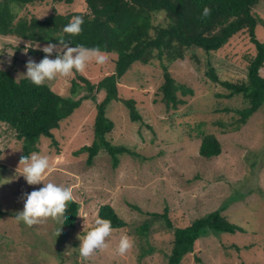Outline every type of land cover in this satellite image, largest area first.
Here are the masks:
<instances>
[{
	"label": "rangeland",
	"instance_id": "obj_1",
	"mask_svg": "<svg viewBox=\"0 0 264 264\" xmlns=\"http://www.w3.org/2000/svg\"><path fill=\"white\" fill-rule=\"evenodd\" d=\"M86 10L85 1L66 5L50 0L25 7L20 16L45 18ZM255 11L264 18V0ZM257 34L264 41V26L259 25ZM27 44L36 43L0 35V69L10 71L17 80L26 78L30 59L37 63L43 59L30 49L26 53ZM108 54L104 64L93 60L83 72L73 70L69 76L58 75L45 82L62 95L83 100L82 106L53 131L56 142L42 137L38 144L40 152L51 158V171L45 180L70 185V201L80 203L75 229L52 217L31 228L15 219L23 211L24 194L38 186L28 185L17 171L22 142L15 130L0 122V207L5 211L0 220V264H168L175 228L220 210L245 231L201 237L181 264H264V105L243 128L223 132L215 123L231 120L232 114L220 110L243 108L247 103L240 96H216L226 95L228 90L207 76L214 67L222 81H246L249 60L256 54L248 32L237 34L219 51H192L172 64L170 71L176 81L195 90L175 111H168L162 102V68L140 62L132 66L119 80V100L108 107L107 115L115 123L108 138L138 156L121 155L117 168L106 152H100L92 165H88L87 153L76 154L94 139L97 105L104 93H90L78 79L80 85L73 94V81L79 74L98 83L113 73L117 55ZM261 75L264 77V68ZM133 98L142 117L139 121L132 120L125 103ZM204 133L216 135L221 142L219 156L205 158L200 154ZM104 205H111L127 225L113 229L107 249L84 260L77 237L95 227ZM166 209L173 228L154 215L164 214ZM146 221L151 225L142 233ZM123 235L134 240V247L119 256L116 249Z\"/></svg>",
	"mask_w": 264,
	"mask_h": 264
},
{
	"label": "trees",
	"instance_id": "obj_2",
	"mask_svg": "<svg viewBox=\"0 0 264 264\" xmlns=\"http://www.w3.org/2000/svg\"><path fill=\"white\" fill-rule=\"evenodd\" d=\"M50 0H0V35L14 36L21 40L38 44H59L63 37L71 46L80 43L99 44L107 53L117 55L115 70L93 83L83 75L73 81L72 92L76 93L82 81L90 93L103 92L104 99L97 105L94 124V139L91 145L82 147L76 154H88V165L94 163L100 152L108 153L117 168L120 156L138 153L125 145L113 143L110 133L115 123L108 117V107L119 100V80L132 66L140 62L145 65L158 64L163 70L164 81L160 86L162 102L168 111L177 110L188 101L186 96L194 95L195 90L173 77L170 67L178 60L185 59L189 52L202 50L206 53L219 51L237 34L248 32L255 45L256 54L250 58L247 79L241 83L222 81L214 67L207 73L209 78L220 83L228 94L218 97H242L247 106L243 108H224V114L231 113V120L216 121L223 132L239 130L264 105V41L258 38L257 28L264 26V18L255 7L262 0H53L66 5L85 1L87 10L68 14L54 13L45 18L20 16L22 9ZM205 7L211 9L209 16H203ZM84 18L82 31L77 36L63 33L62 29L73 16ZM162 17V18H160ZM162 19V20H161ZM34 55L44 58L39 49H30ZM52 56H55L53 54ZM53 90L47 84L37 87L28 78L17 80L8 70L0 69V122L15 130L17 139L22 142V157L31 152H40L42 137L55 139L54 130L70 118L82 106V99H74ZM133 121L141 120L137 102L125 100ZM56 142V140H54ZM222 144L214 134H203L200 154L205 158L219 156ZM80 203L70 201L67 205L64 227L75 229L77 226ZM5 211L0 207V220ZM167 221L168 209L164 214H154ZM100 218L111 221L113 229L127 225L111 205L100 209ZM151 221L141 227L147 233ZM241 225L233 223L221 210L195 219L186 227H176L168 264H181L187 254L195 249L196 242L203 236L220 233L236 234L244 232Z\"/></svg>",
	"mask_w": 264,
	"mask_h": 264
},
{
	"label": "clouds",
	"instance_id": "obj_3",
	"mask_svg": "<svg viewBox=\"0 0 264 264\" xmlns=\"http://www.w3.org/2000/svg\"><path fill=\"white\" fill-rule=\"evenodd\" d=\"M211 9L205 7L203 16L207 17ZM84 18L80 15L73 16L70 22L62 29L63 33L70 36H77L82 31ZM59 44L48 43L40 48L36 43L34 46L27 44L28 49H39L45 53L40 62L29 60L26 64L25 76L35 86L40 87L46 81L55 79L58 75L69 76L73 70L83 72L90 61L104 64L109 59V54L101 49L99 44L87 45L84 43L71 46L70 42L63 37L58 38ZM55 54V59L52 55ZM51 158L43 152H31L28 156L22 157L17 171L24 177L28 185H36L30 193L24 194L23 211L18 212L15 219L23 223L28 228L39 224L48 217L63 220L65 217L67 202L73 199V189L70 185L55 180H45L51 171ZM62 229V228H61ZM61 229L58 231L60 232ZM113 232L111 221L97 218L95 227L83 231L80 240L79 255L88 260L98 251H103L109 247L107 238ZM134 247V240L123 235L119 241L116 253L125 256Z\"/></svg>",
	"mask_w": 264,
	"mask_h": 264
}]
</instances>
